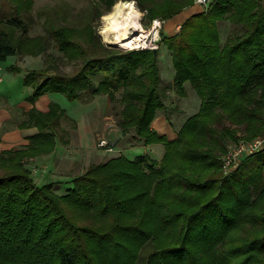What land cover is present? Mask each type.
I'll return each mask as SVG.
<instances>
[{
    "label": "trees",
    "instance_id": "obj_1",
    "mask_svg": "<svg viewBox=\"0 0 264 264\" xmlns=\"http://www.w3.org/2000/svg\"><path fill=\"white\" fill-rule=\"evenodd\" d=\"M116 1L100 5L109 10ZM137 1L151 19L166 20L195 4ZM32 2L0 0V61L46 51V37L31 42ZM224 21L232 23L227 36ZM52 28L59 48L83 64L75 75L29 72L32 100L53 91L80 97L91 88L87 80L103 73L91 93L115 100L121 92L122 134L165 151L92 163L61 193L56 181L39 185L29 162L55 151L63 118L75 120L55 102L30 110L21 126L38 131L0 150V264H139L148 244L145 264H264V149L224 171L239 130L246 139L264 135V0H212L176 34L162 31L175 68L168 85L160 47L114 48L94 30L79 43L75 28ZM188 82L200 108L171 139L154 123L160 111L168 120L180 112L169 90L181 99Z\"/></svg>",
    "mask_w": 264,
    "mask_h": 264
},
{
    "label": "rangeland",
    "instance_id": "obj_2",
    "mask_svg": "<svg viewBox=\"0 0 264 264\" xmlns=\"http://www.w3.org/2000/svg\"><path fill=\"white\" fill-rule=\"evenodd\" d=\"M32 3L30 17L33 19V27L30 31V37L33 40L31 42L34 44L41 36H44L46 37L47 48L41 54L21 52L17 55H10L5 61H0V150L5 145L3 144L7 137L5 132L19 131L20 124L28 119L27 114L30 110L39 108L40 110L48 111L51 103L55 102L75 121L70 118L61 120V125L58 127L61 148L59 154L54 159L52 158V161L56 162L55 164L54 162L52 164L49 159L42 160V158L39 161L31 160L29 162V166L32 168L39 185L49 181H56L60 183V187L58 186L57 190L65 193L72 178L83 173L92 163L105 162L121 153L130 158L144 153H150L160 158L163 150L165 151L164 144L144 145L136 140L133 134L126 136L122 134L119 125L123 108L121 92L117 93L115 100L110 99L105 93L95 96L91 93L92 89L97 87L99 82L104 79L103 73L92 76L87 80L86 84L91 86L90 89H85L83 92L78 88L80 94L83 92L80 97H73L62 91H53L44 93L32 100L34 86L27 82V74L29 72L44 69V74L59 72L66 75H75L83 64L81 58H72L59 48L56 41L52 38L53 34L47 31V27H59V25L67 28L73 27L79 34L75 37V40L79 43H88L90 31H97V28L101 26L100 17L111 12L113 8L112 6L109 10H106V5L104 3L100 5V0H33ZM136 3L139 10L145 13L141 23L149 35L147 37V45L152 40L150 33L151 30L153 31L152 21L156 18L163 20L159 33V47L161 49L159 63L163 80L166 81L164 84L168 85L174 80L175 68L170 52L161 43L162 31L167 35L176 34L181 27L177 29L174 24H176V21L180 22L186 14L194 12L192 7L195 4L183 10L174 18L166 20L161 16L151 19L147 10H142L137 0ZM196 8L200 11L205 9L201 5ZM101 12L102 14L100 15ZM231 28L232 23L230 21L221 22V30L225 36L228 35ZM48 39L49 42H47ZM110 45L114 48L127 50L116 44ZM146 48H150L149 45ZM83 83L85 82L83 81ZM186 86L188 93L182 99L173 90H169L173 93V99L169 100V102H176L178 107H180L178 109L180 112L172 117V119L174 118V124H176L175 127H172L173 122L171 123V119H167V123L172 127V130L170 129L169 132L168 129L165 133L171 139L178 136V132L186 119L195 113L193 107L200 108V98L196 90L189 82ZM187 102L190 107H188ZM159 113L163 114L162 111ZM34 127L38 131V128ZM239 134H241L240 139L230 141L228 150L246 139L242 130H239ZM102 137L107 138L115 146L116 150L108 152L105 148L100 147L98 142ZM19 141L24 140L20 139ZM10 144L12 142L9 143V146ZM23 144L16 142L12 145L20 146ZM152 250V244H148L143 249L139 264H145V259Z\"/></svg>",
    "mask_w": 264,
    "mask_h": 264
},
{
    "label": "clouds",
    "instance_id": "obj_3",
    "mask_svg": "<svg viewBox=\"0 0 264 264\" xmlns=\"http://www.w3.org/2000/svg\"><path fill=\"white\" fill-rule=\"evenodd\" d=\"M210 2L211 0H195L196 5H203L205 8ZM144 15L145 13L141 12L137 7L136 0H117V3L113 5L112 11L100 17L101 26L97 28V34L101 37V42L105 45L120 44L121 39H126V35L130 34L129 29L143 32L144 29L140 24V20ZM152 29V40H159V20L152 21ZM122 46L131 51L134 48H146L148 45L144 43H125Z\"/></svg>",
    "mask_w": 264,
    "mask_h": 264
},
{
    "label": "built area",
    "instance_id": "obj_4",
    "mask_svg": "<svg viewBox=\"0 0 264 264\" xmlns=\"http://www.w3.org/2000/svg\"><path fill=\"white\" fill-rule=\"evenodd\" d=\"M212 1V0H211ZM196 5V4H195ZM209 5V4H208ZM203 6V5H201ZM160 21V27L163 25V20L161 19H154ZM161 29V28H160ZM159 29V33H160ZM152 32V30H151ZM150 32V33H151ZM151 49H158L159 48V40L153 41L151 40L148 44ZM98 145L102 148H105L108 152H112L115 149V146L105 137L100 138ZM264 149V136H258L253 139H244L240 141L237 145L230 147L226 155L224 156V171L226 174L235 170L242 161L259 151Z\"/></svg>",
    "mask_w": 264,
    "mask_h": 264
},
{
    "label": "crops",
    "instance_id": "obj_5",
    "mask_svg": "<svg viewBox=\"0 0 264 264\" xmlns=\"http://www.w3.org/2000/svg\"><path fill=\"white\" fill-rule=\"evenodd\" d=\"M198 5H194L192 8H194V12H191V13H189V14H186V16H184V17H182L181 15H178V16H181L182 17V20H180V22H177L176 21V24H174L175 25V27L177 28V29H179L178 27H181V25H182V23L185 21V19L187 18V17H189L190 15H192L193 13H195V12H198V11H200L199 9L197 10V7ZM200 6V5H199ZM175 32H177V31H175ZM182 99V98H181ZM200 101V100H199ZM187 105H188V107H190L189 106V103L187 102ZM186 109H188V108H186ZM191 109V108H190ZM46 110V109H45ZM192 110V109H191ZM193 110L195 111V113L199 110L198 109V107H193ZM187 111V110H186ZM174 119V118H173ZM173 119H171V123L173 122V125H172V127L174 126H176V124H174V120ZM22 124V123H21ZM21 124H20V126H19V131H16V132H9V131H7V132H5V134H7V137H6V139H5V142L3 143V144H5V145H3V148L1 149V150H3V149H8V148H11V147H13V145L12 144H15L16 142L18 143V142H20V143H24V144H26V143H28V136H30V135H32V134H34V133H36L37 132V130H36V128L35 127H22L21 126ZM169 123H167V118H166V116L164 115V114H160V115H158L157 116V118H156V120H155V123H154V126L160 131V132H162V133H165L168 129V131L170 132V129L172 128L171 126H169L168 125ZM172 130V129H171ZM167 134V133H166ZM20 139H23L24 141H19ZM10 142H12V144H10V146H9V143ZM1 143V142H0ZM62 146V145H61ZM60 141H59V138H58V143H57V147H56V149H55V151L54 152H52V153H49V154H44V155H41V156H39V157H37V158H32V160H38L39 161V159L40 158H42V160H44V159H49V160H51L52 161V158L54 159L58 154H59V150H60ZM163 152H164V150H163ZM53 162L54 161H52V164H53ZM56 162H54V164H55Z\"/></svg>",
    "mask_w": 264,
    "mask_h": 264
},
{
    "label": "bare ground",
    "instance_id": "obj_6",
    "mask_svg": "<svg viewBox=\"0 0 264 264\" xmlns=\"http://www.w3.org/2000/svg\"><path fill=\"white\" fill-rule=\"evenodd\" d=\"M140 24L142 25L141 20H140ZM142 28L144 29L143 32H141L139 30L129 29L130 34L126 35V39L122 38L120 44H116V45L123 47L122 45L125 43H132V44L144 43V44H147V37L149 35H148L147 31L145 30V28L143 27V25H142ZM117 35H119V34H117Z\"/></svg>",
    "mask_w": 264,
    "mask_h": 264
},
{
    "label": "water",
    "instance_id": "obj_7",
    "mask_svg": "<svg viewBox=\"0 0 264 264\" xmlns=\"http://www.w3.org/2000/svg\"><path fill=\"white\" fill-rule=\"evenodd\" d=\"M157 51V50H156Z\"/></svg>",
    "mask_w": 264,
    "mask_h": 264
}]
</instances>
